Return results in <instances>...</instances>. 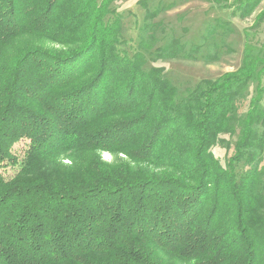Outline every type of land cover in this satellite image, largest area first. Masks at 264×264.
I'll return each mask as SVG.
<instances>
[{"label":"trees","instance_id":"obj_1","mask_svg":"<svg viewBox=\"0 0 264 264\" xmlns=\"http://www.w3.org/2000/svg\"><path fill=\"white\" fill-rule=\"evenodd\" d=\"M110 1L0 0V167L18 165L0 171V264H264V4L238 70L181 91L120 51ZM262 1L228 6L242 20ZM31 40L64 50L19 46ZM235 133L222 165L212 149Z\"/></svg>","mask_w":264,"mask_h":264},{"label":"rangeland","instance_id":"obj_2","mask_svg":"<svg viewBox=\"0 0 264 264\" xmlns=\"http://www.w3.org/2000/svg\"><path fill=\"white\" fill-rule=\"evenodd\" d=\"M232 0H111V14L119 16L123 42L119 45L122 53L130 55L134 50L144 51L147 67H162L164 75L179 90L194 87L202 80H216L225 72H235L241 65L244 44V32L254 22L258 10L264 0L258 4L255 12L245 18L231 15L228 4ZM252 44L256 53L264 47V23L257 28ZM172 41L189 51L192 45L198 47L197 59L184 57L167 58L158 56L161 49L172 44ZM19 46L25 49L39 47L54 52L63 51L58 46L45 41H21ZM17 54V56H19ZM16 56V58H17ZM258 83L250 81L241 99H238V114L245 113L250 99L255 95ZM260 85L264 87V74L260 77ZM264 94V93H262ZM264 106V99L262 101ZM260 129H262L260 127ZM229 149L216 146L212 149L219 156L222 165L232 155L238 133L229 138ZM26 140L15 143L12 152L20 160L26 148ZM227 148V147H226ZM103 161L112 162L114 157L108 151L100 152ZM68 163V160H64ZM241 168L242 165H240ZM18 170V165L7 164L0 167L5 179L10 178Z\"/></svg>","mask_w":264,"mask_h":264}]
</instances>
